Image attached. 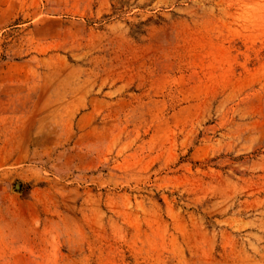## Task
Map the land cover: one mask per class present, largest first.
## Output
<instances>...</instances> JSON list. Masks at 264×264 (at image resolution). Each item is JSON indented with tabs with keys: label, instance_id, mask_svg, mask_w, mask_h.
Listing matches in <instances>:
<instances>
[{
	"label": "rangeland",
	"instance_id": "374dc122",
	"mask_svg": "<svg viewBox=\"0 0 264 264\" xmlns=\"http://www.w3.org/2000/svg\"><path fill=\"white\" fill-rule=\"evenodd\" d=\"M0 264H264V0H0Z\"/></svg>",
	"mask_w": 264,
	"mask_h": 264
}]
</instances>
